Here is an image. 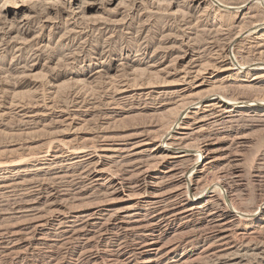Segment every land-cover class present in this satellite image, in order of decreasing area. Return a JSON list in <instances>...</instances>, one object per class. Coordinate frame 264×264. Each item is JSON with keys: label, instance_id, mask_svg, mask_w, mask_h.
I'll use <instances>...</instances> for the list:
<instances>
[{"label": "rangeland", "instance_id": "obj_1", "mask_svg": "<svg viewBox=\"0 0 264 264\" xmlns=\"http://www.w3.org/2000/svg\"><path fill=\"white\" fill-rule=\"evenodd\" d=\"M248 1L0 0V264H264V32L231 46L264 24ZM223 59L247 82L182 91ZM206 91L241 104L179 121L169 143L195 151L157 170L178 100Z\"/></svg>", "mask_w": 264, "mask_h": 264}, {"label": "bare ground", "instance_id": "obj_2", "mask_svg": "<svg viewBox=\"0 0 264 264\" xmlns=\"http://www.w3.org/2000/svg\"><path fill=\"white\" fill-rule=\"evenodd\" d=\"M198 1H200V0H198ZM248 5L258 7L260 9L264 10V0H252L248 3ZM257 28H258V30H257ZM255 30H257L258 33L264 32V24H262V25H255L254 24V26H252L250 29L244 31L243 33L238 34L233 39L231 46H233V47L238 46L246 38H250L252 40L255 39L253 37L255 34L253 32H255ZM234 60L233 59H227V60L223 59V60H221V62L219 61L220 64L218 66H215V65H214V67L209 66L210 68L204 66L201 70H199L197 72L196 71L195 72H193V71L192 72H184V73L182 72L183 75H182V77H180L181 78L180 86L183 87V90L182 89L181 90L184 93L185 92L188 93V92H191L192 90L199 89V88L203 87L204 85H209V84L212 85V83H214L212 81L214 79L216 80L218 75L224 76V75L230 74L232 71H235V73H234V75L230 74V76H229L230 78L233 77L235 80H238L239 82H247V80L249 79V75L251 74V70H252L251 68L253 65L249 66V64H248V66H246V67L240 66L237 63H235L236 61H234ZM255 66H259V67H262V69H264L263 68L264 62H258V64H254V68H255ZM230 78H228V79H230ZM151 84H153V83H151ZM178 84H179V82H178ZM177 86H179V85H177ZM197 93H199V92H197ZM197 93L196 94H189L185 98L178 100V104H177L178 109L176 110L175 113H173L172 115H169V116L173 117V121L172 122L170 121L171 122V128L170 129L168 128L166 133L164 132L165 137H163L162 139L160 138V140H156L157 142L155 141L157 143V147L155 150V154L157 155V162L155 163L157 170L161 169L163 167H166L168 161L173 160L175 162V161L181 160L184 157H187L188 156L187 154L194 150V149L191 151L187 150L185 148L187 146L180 147V148H174L171 145L172 142L169 143V141H171L173 139V137H175L173 135V133H174L173 129H175L174 128L175 125L179 124V121H181V123L184 124L185 123L184 121H186L188 119H192V115H196L200 111L207 112L209 110H215V111H217L216 113H221V114L222 113L223 114H230L231 113L232 114V112L235 109H237L238 106L241 104V102L229 101V100L225 99L226 97L224 98L222 95L220 96V94L217 95L214 91H208V92L206 91V93L204 92V94H202V93L197 94ZM211 98H213V99H211ZM183 99L186 100L185 103H184ZM209 99H211V100H209ZM203 104H206V105L203 106ZM246 104L251 105V106H253L255 104L261 105V106H257V109H258V108L263 106L264 100H252L250 103H246ZM191 108H192V110H194V112H192V113L188 112V110ZM168 111H172V110H168ZM102 142H103V140H102ZM205 144H207V143H205ZM138 146H140V145H138ZM197 152H198V159L196 161L197 163H196V165H194L193 168H191L195 171L192 172L191 175L188 177H186V173L182 174L181 178H182L185 186L183 189L178 191V195H180V196L187 197L186 193L193 191V187L196 186L197 182L195 181V177H197L198 174L204 172L213 163L212 154L209 151L208 145H202L201 147H197L196 153ZM148 174H149V170H146L144 172V179H143L144 186L146 185L145 186L146 191L152 189V187L155 186L154 183L149 184L146 182ZM216 183L217 182H215L214 184H216ZM200 198L201 197H198L196 199L194 198L191 202L187 201V204H185V206L194 205L196 202H198L200 200ZM263 214H264V211H262V212H261V210L258 211L257 216H251V221L261 219L262 218L261 216Z\"/></svg>", "mask_w": 264, "mask_h": 264}]
</instances>
